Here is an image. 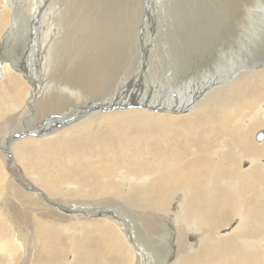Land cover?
<instances>
[{
  "label": "bare ground",
  "instance_id": "6f19581e",
  "mask_svg": "<svg viewBox=\"0 0 264 264\" xmlns=\"http://www.w3.org/2000/svg\"><path fill=\"white\" fill-rule=\"evenodd\" d=\"M95 1L97 10L120 3ZM235 1H255L264 9V0H180L173 17L161 14L151 21L145 6L139 18L111 17V10L92 17L93 32L80 37L74 30L85 15L77 16L80 11L74 18L65 11L64 32L55 31L62 37L52 42L45 64L54 84H46L45 68L33 58L38 68L28 69L14 48L24 37L28 57L38 53L36 22L45 8L62 0H0V49L6 52L0 57V155L5 164L11 157L10 171L4 165L9 175L0 167V264H264V17L251 42L240 47L242 36L234 28L243 10L231 9ZM83 4L72 0L66 7ZM141 20L153 49L139 45ZM163 22L175 36L172 47L161 42ZM166 47L172 51L167 58ZM132 49L145 55L131 54V59ZM149 50L161 55L150 58ZM234 51L241 59L232 70L242 72L220 75L208 85L204 78L214 77L217 59ZM131 72L136 82L128 79ZM176 90L191 92L188 104L179 94L173 97ZM136 94L159 97L163 111L126 109L122 101ZM96 107L106 112L89 110ZM63 108L71 110L52 123L53 129L38 123L41 115ZM150 120L161 123L154 136L119 134L116 147L99 140L86 152L80 145L75 151L61 147L68 138H92L89 134L100 126L117 131V126L131 129ZM260 130L263 139L257 142L253 134ZM25 144L41 148L39 154L20 150ZM13 160L21 174L12 170ZM6 180L14 183L7 186ZM7 187L43 199L44 210L27 213L25 200L16 203L18 196ZM119 204L137 219L127 220ZM140 220L145 223L137 233L133 224Z\"/></svg>",
  "mask_w": 264,
  "mask_h": 264
},
{
  "label": "rangeland",
  "instance_id": "374dc122",
  "mask_svg": "<svg viewBox=\"0 0 264 264\" xmlns=\"http://www.w3.org/2000/svg\"><path fill=\"white\" fill-rule=\"evenodd\" d=\"M82 2H84V4L82 5V6H77V5H74V6H72V5H69L68 7H66V5H68V4H71V2H72V0H62V2L61 3H63V4H57L55 7H54V5L53 4H51V6H48V3L46 4V2H44L45 4L44 5H46V6H48L47 8H45L43 11H44V13L42 12V14H41V16H39V19H38V17H37V19H38V22H36L37 23V26H38V28L40 29V33H41V38L39 39L38 38V42L40 41V43H39V52L38 53H35L33 56H32V58H29L28 57V54H27V52H25L26 50H25V48L27 47L28 48V46H29V43L27 44V41H26V39L23 37V38H21V39H19V41H20V44H18V46H16V48H14V50L16 51V49H17V52H18V55H19V57H21V59L20 60H25V64L27 65V67H28V69H33L34 67H36V66H33L32 65V59L34 58V64L36 65V64H38V62H39V65H41L42 66V68L44 67L45 69L42 71V73L44 74H42L43 75V77H42V79H44V81H45V83L47 84H54V82H51L50 83V80H51V77H50V74L48 73V66L47 65H45L46 63H48V61H49V56H50V50H52V42L56 39L57 40V38L58 37H62V36H57L56 37V35H55V31H56V34L58 35V33L60 32V33H62V32H64V27H63V18H64V14H65V11H67L68 13H70V15H72L73 14V16H75L74 18H77V16L79 15H81V17H83L84 15V18H83V20H82V22L83 21H85L84 23H82V26L80 27V28H78V27H76L75 29L76 30H74L75 31V33L74 34H76V35H81L82 34V32H83V34L82 35H84V33L87 35H90L91 34V32H93V27H95L96 26V21L92 18V17H95V16H97V15H100V14H102V13H106V12H108V11H111V10H114V13L111 15V17H117L118 15V17H130L129 15H133L134 14V16H132V17H137V18H139V17H143L144 16V11H145V9H146V11H147V16L149 17V18H152V19H155V17H158V16H160L161 14H162V17H173V12H172V10H179V8L177 7L178 6V3L180 2V0H113V1H117V2H120L119 4H115L116 5V7H115V5H114V7H113V5L112 4H109L110 6V8L107 6L108 4L106 3V5H105V7L103 6L102 7V10L101 9H99V10H97L96 9V4L95 3H97L95 0H81ZM85 1H87V2H85ZM127 1V2H126ZM132 1H134L133 3H131ZM175 2V3H174ZM187 2V1H186ZM254 3H240L239 1H235V2H232V4H231V9L233 10V11H235L236 9L239 11H241V10H243L242 12L243 13H241V15H240V18H239V21H238V24L236 25L235 24V28H234V31H235V34L237 33L238 34V36L239 35H241L242 36V40L240 41V43H239V46L240 47H243V46H245V44L246 43H250L251 42V40H252V37H253V34H257L258 32H254V30H255V28H256V26H257V24L260 22V19L262 18V17H264V9H263V7H262V5L260 6V4H258V3H256L255 1H253ZM91 5H90V4ZM99 3V2H98ZM142 3V4H141ZM146 3V4H145ZM148 3V4H147ZM154 3H155V6H154ZM171 3V4H170ZM135 5V7L133 6V5ZM138 5V8H137V5ZM141 4V5H140ZM59 5V6H58ZM112 5V6H111ZM152 5V6H151ZM175 5V6H174ZM87 6V7H86ZM119 6V7H118ZM121 6V7H120ZM145 6V7H144ZM85 9H84V8ZM108 7V8H107ZM111 7H113V8H111ZM132 7H134V8H132ZM145 9H144V8ZM148 7V8H147ZM172 7V8H171ZM173 7H174V9H173ZM58 8V9H57ZM63 8H65V9H63ZM69 8V9H68ZM132 8V9H131ZM140 8V9H139ZM155 8V9H154ZM164 8H165V13H164ZM171 8V9H170ZM246 8L248 9V11H250V13L246 10ZM57 9V10H56ZM87 9H89V10H87ZM125 9H127V11L125 10ZM130 9V10H129ZM133 9H135V11H133ZM235 9V10H234ZM48 10V12H46ZM94 11V13H98V14H94L93 13V11ZM142 10H144V11H142ZM152 10V11H151ZM169 10V11H168ZM74 11H76V12H74ZM81 11V12H80ZM121 11H122V13H121ZM162 11V12H161ZM46 12V13H45ZM78 12H80V13H78ZM88 12V13H87ZM90 12V13H89ZM121 13V15H120V13ZM125 12H126V15H125ZM133 12V13H132ZM141 12V13H140ZM159 12H161V13H159ZM50 13V14H49ZM72 13V14H71ZM78 13V14H77ZM92 13V14H91ZM118 13V14H117ZM132 13V14H131ZM151 13H153V15L151 14ZM155 13H157V14H155ZM159 13V14H158ZM180 12H176V14L174 15V16H178V17H180V14H179ZM76 14H77V16H76ZM139 14V15H138ZM164 14H166V15H164ZM168 14V15H167ZM90 15V16H89ZM92 15H94V16H92ZM128 15V16H127ZM139 16V17H138ZM176 16V17H177ZM243 18H242V17ZM235 17V16H234ZM248 18V19H246V18ZM254 17V18H253ZM260 17V18H259ZM44 18H45V21H44ZM53 18H55L56 19V21L58 22H54L52 19ZM57 18H59L60 20H58ZM33 19L34 20H36L37 21V19H35L34 17H33ZM251 19V20H250ZM50 20V21H49ZM94 20V22H92ZM254 20V21H253ZM42 21H43V23H42ZM89 21V22H88ZM39 23V24H38ZM42 23V24H41ZM45 23V24H44ZM53 23V24H52ZM74 23V22H73ZM73 23H71L70 25H71V29H72V27H73ZM58 25V26H57ZM59 25L61 26V27H59ZM78 28V29H77ZM59 29H61V30H59ZM81 29V30H80ZM83 29V30H82ZM53 30V31H52ZM72 30V31H73ZM84 30H85V32H84ZM58 31V32H57ZM73 31V32H74ZM68 32V31H67ZM72 32V33H73ZM254 32V33H253ZM59 33V34H60ZM127 35V34H126ZM30 37V36H29ZM80 37V36H79ZM174 37V35L170 32L168 35H166V39H168V41L170 42L171 40H169V39H172ZM30 41H32V38H30ZM26 43V44H25ZM19 45H20V47L21 48H19ZM22 45V46H21ZM26 46V47H25ZM40 46H42V48L40 47ZM25 47V48H24ZM169 47H172V45H169ZM239 47V48H240ZM123 48H125L126 49V47H124L123 46ZM168 48V47H167ZM43 49H45V50H43ZM227 49V48H226ZM241 49V48H240ZM14 50H12L11 52L10 51H7V54L9 55L10 54V56H11V54L13 53V51ZM47 50V51H46ZM127 50V49H126ZM242 50V49H241ZM45 52V53H43V52ZM168 53H171L172 51H171V48H168ZM42 52V53H41ZM41 53V54H40ZM237 53V51H234L232 54H230V53H224V55H222L221 57H219L220 59H217V61H216V64L214 65V69H215V67L217 68V70L215 71V70H213L214 72V74L218 77V76H220V75H222L221 77H225L227 74H231L232 73V76L231 77H234V76H236L239 72H242L239 68L238 69H236V70H232L233 68V66H235L236 65V62L235 61H237V60H239V59H241V56L239 55L238 57H236L235 56V54ZM6 54V52L5 51H3V50H1L0 49V57H2V56H4ZM22 54H24V55H22ZM38 54V55H37ZM234 54V55H233ZM179 55H180V53H179ZM228 55V56H227ZM233 55V56H232ZM25 56V57H24ZM42 56V57H41ZM38 57V58H37ZM227 57V58H226ZM28 58V59H27ZM130 58H131V56H130ZM178 58H180L181 59V57L179 56V57H177V60H179ZM31 59V60H30ZM40 61H39V60ZM233 59V60H232ZM36 60V61H35ZM124 60H125V62H126V58L124 57ZM124 60H123V62H124ZM223 61H225L224 63H223ZM27 62V63H26ZM122 62V61H121ZM123 62H122V65H123V67L122 68H124V66H126L125 64L127 63H125V64H123ZM221 62V63H220ZM221 65V66H220ZM46 66V67H45ZM194 67H196L197 65L195 64V65H193ZM192 66V68H194ZM225 67V68H224ZM229 67V68H228ZM36 68H38V67H36ZM36 68H34V69H36ZM124 70V69H123ZM209 70H211V66L209 67ZM122 71V70H121ZM237 71V72H236ZM124 72H122V73H120V74H123ZM47 74H49V75H47ZM129 75V76H128ZM127 75V77H128V79L129 78H131L132 77V75L131 74H128ZM219 80V79H218ZM122 82L125 84V82L123 81V79H122ZM7 88L10 90L11 88L9 87V86H7ZM11 91H12V89H11ZM118 93V92H117ZM70 107V106H69ZM133 107V106H132ZM99 108V109H98ZM126 109H129L130 107H125ZM67 109H69V110H71V108H63V110L62 111H57L56 113H54L52 116L51 115H41V117H43V118H41V117H38V123H41L42 125H44L45 127H50V129L49 130H51V129H53L54 127H55V125L53 124L52 125V123H55V124H57V123H59V122H57V120H62L63 119V117H64V119L67 117L66 116V110ZM96 109V110H95ZM89 110H95L96 112H106V111H103L100 107H96V108H90ZM107 110H111V109H107ZM67 112H69V111H67ZM54 115H57V117H55ZM60 118H59V117ZM40 118V119H39ZM153 122H155V123H153ZM150 123V124H149ZM154 125V126H152V124ZM147 124H149V125H147ZM146 125V126H145ZM161 123L160 122H157V121H153V120H150V121H148L147 123H145V124H143V125H139V126H135V127H137L138 128V130L137 129H135V127H133V128H131V129H129V127H128V129H127V127L125 126V125H120V126H117L116 127V129H117V131L116 130H110L109 128H112V127H106V126H100L97 130H96V132L95 133H90L89 135H92V138L90 137V136H85V137H83V138H79V139H75L76 141H74V140H71L72 138H68L65 142V144H64V146H61L62 147V149H66V151L68 150V149H72L73 151H75V148H78V149H80V147H81V149L82 150H84V152H86L87 150H89L92 146H95V145H98V141L99 140H101V141H104V142H102L101 143V141H100V144L99 145H101V144H103V145H112V146H114V147H116V144H117V139H118V136H120L119 134H128L129 136H130V138H132V134H133V138L135 137V136H137V135H143V136H147V137H149V136H154V135H156V134H158L160 131L159 130H161ZM176 125L177 126H183L184 125V123H176ZM43 126V127H44ZM142 126V127H141ZM150 126V127H149ZM151 126H152V129H151ZM158 126V127H157ZM141 127V128H140ZM153 127H155V128H153ZM108 128V129H107ZM139 128H140V130H139ZM102 129H104L103 131H102ZM113 129V128H112ZM144 129H148V130H146V132L144 131ZM260 129V128H259ZM107 130H109V132L110 133H108V131ZM130 130V131H129ZM136 133H138V131H139V134H136ZM141 131H144L145 133H147V134H144V133H142ZM263 131V130H262ZM262 131L260 130L258 133H255V134H253V135H255V136H253V139L255 140V141H261L262 139H263V135L261 134L262 133ZM99 132V133H98ZM114 132V133H113ZM132 133V134H130V133ZM110 134V136H113L112 138L111 137H109V135L108 134ZM141 133V134H140ZM107 134V135H106ZM136 134V135H135ZM261 134V139L260 140H258V138H259V135ZM43 135V134H42ZM97 135V136H96ZM135 135V136H134ZM101 136V138L99 139V137ZM102 136H104V137H102ZM87 137V138H86ZM146 137V138H147ZM105 138V140L106 141H108V140H111V141H109V142H112V144L111 143H109L108 142V144H106L107 142L105 141V140H103ZM108 138V139H107ZM132 138V139H133ZM84 139V140H83ZM94 139V140H93ZM86 140H88V143H86ZM80 141V142H79ZM254 141V142H255ZM98 142V143H97ZM69 143V144H68ZM71 143V144H70ZM81 143L83 144V145H81ZM85 143L87 144L86 146H84L85 145ZM114 143H115V145H114ZM256 143V142H255ZM257 144H259V143H257ZM69 146V148H68V146ZM80 145V147H78ZM89 145V146H88ZM38 147L36 146V145H32V144H25V145H20L19 146V149L20 150H23V151H27L29 154H31L32 156H37L38 154H39V152H37V150L38 151H40V149H37ZM33 151H32V150ZM36 149V150H35ZM53 154H52V158H51V160H53L54 158V155H55V152H52ZM51 155V154H50ZM89 155V154H88ZM47 156V155H46ZM47 157H50L49 155L47 156ZM50 160V159H49ZM95 161H96V158H95ZM52 162V163H51ZM50 162V166H53L54 164H55V161L53 162V161H51ZM16 164V165H15ZM4 165H6L5 164V158H4V156L3 155H0V167L2 166L3 167V169H4ZM19 165V166H18ZM11 166V164H9V167ZM12 170L14 171V172H18L19 174H21V169H20V164H17V163H15V160H13V167H12ZM20 170V171H19ZM7 170L6 169H4V172L7 174V175H9L7 172H6ZM22 177H24L23 175H21ZM5 183H6V185L7 186H10V183L11 184H13L14 183V181H10V180H6L5 181ZM23 187H25V185H24V183H23V185H22ZM6 191H10L11 192V195H16V196H18V198L17 199H13L16 203H18L19 202V200L22 198V199H24L25 200V202H26V204H24L23 206H22V208H25V207H27V208H29V212H27V213H29V214H31V212L32 211H34L36 208L38 209L37 211L39 212V211H41V210H44V206H43V199H40V200H37V199H35V197H34V195L32 194V193H29V192H23V191H20V190H18V189H11L10 187H7L6 188ZM34 197V198H33ZM31 199V200H30ZM60 200H63L64 199V197H60L59 198ZM37 200V201H36ZM77 200H83V199H79V198H77ZM29 202V203H28ZM32 202V203H31ZM30 204V205H29ZM31 205H32V207H31ZM119 206H120V208H121V212L123 213L124 212V214H126V215H124V217L127 219V220H130V222H131V220L133 221L134 219H137V218H135L134 217V215L135 214H133V211H132V209L130 208L129 209V207L128 206H124V205H121V204H119ZM46 208V207H45ZM52 208V207H51ZM30 209H32V210H30ZM47 209V208H46ZM45 209V210H46ZM127 213H126V212ZM27 213H26V215H27ZM129 213H131V214H129ZM142 216H143V213H140ZM28 216V215H27ZM128 216V217H127ZM136 216V215H135ZM29 217V216H28ZM68 218V217H67ZM140 221H141V223H140ZM139 222H138V224L137 225H134L133 223V226L136 228V229H133V231H135V232H137L138 233V229H137V227L138 228H142L143 229V226H141L142 225V223L144 224L145 223V221H142V220H140ZM143 242H145V241H143ZM151 242L154 244L155 243V241L154 240H151ZM146 243V242H145ZM147 244V243H146ZM151 247V249L153 248V246H150ZM153 250H155L156 251V249L155 248H153Z\"/></svg>",
  "mask_w": 264,
  "mask_h": 264
},
{
  "label": "water",
  "instance_id": "95a60500",
  "mask_svg": "<svg viewBox=\"0 0 264 264\" xmlns=\"http://www.w3.org/2000/svg\"><path fill=\"white\" fill-rule=\"evenodd\" d=\"M143 19V18H142ZM151 20H154V19H150V21ZM164 20V19H163ZM145 23L146 22H144L143 20H141V24H142V31H141V34L139 35V39H140V43H139V45H140V47L142 46L141 44L142 43H144V45H146L147 46V48L149 47V49H153V45H152V41L147 37V35H146V31L144 30V26H145ZM139 24V19H136V22L135 23H133L132 24V27H131V32L134 30V29H136L137 28V25ZM164 29L166 30V31H164ZM162 30L164 31V33L166 34V35H168L172 30H171V26L167 23V22H163V26H162ZM172 34H173V32H171ZM174 35V34H173ZM153 39V38H152ZM154 40V39H153ZM169 40H171L170 42L168 41V39H162L161 40V42H162V44H166L167 46L168 45H174L175 43H176V39H175V36L172 38V39H169ZM142 42V43H141ZM160 41L159 40H157L156 41V43H159ZM150 46H151V48H150ZM167 48V47H166ZM166 48H164V50L166 49ZM154 52H152L151 50H149V57L150 58H152V57H158V56H160L161 54L160 53H158V52H155V56H152V54H153ZM131 54H134L135 56L136 55H138V57H140V58H142V56H144L145 54L139 49H137L136 51L134 50V49H132L131 50V52H130V54H129V56L131 55ZM170 55V53H167L166 54V57L165 58H167L168 56ZM131 59H132V55H131ZM132 66V64H130V67ZM159 68H161V67H159ZM131 71H132V69H130ZM163 70H165V68H163ZM131 75H132V77L130 78L131 80H133V81H135L136 82V80H135V78L133 77V74H132V72H131ZM204 80H206L207 82V84L208 85H210L211 83H213L214 82V80L215 81H217L218 80V78H217V76L216 75H214V77H212V78H207V77H205L204 78ZM192 82H194L195 83V85H196V90H195V92L197 93L198 92V85L196 84V82L195 81H193L192 80ZM191 84H193V83H191ZM190 84V85H191ZM189 90H191V88H189ZM180 95L181 96V98H180V100L181 101H185L190 95H192L191 94V92L190 91H188V90H185V91H175L174 93H173V97L174 98H176L177 97V95ZM183 95V96H182ZM130 97H133V96H130ZM140 99H143V100H145L146 102H141V100ZM159 99V97H157V96H154V97H150V95L149 94H145L143 97H141L139 94H136V97H135V99H129L130 101H128V100H126V101H122V103H124V105H126L125 107H145L144 109H152V110H158V109H162L161 111H163V109H164V102H162V101H160V100H158ZM186 102V104H188V102H187V100L185 101ZM135 103H136V105H135ZM138 105V106H137ZM174 106V105H173ZM38 132V131H37ZM13 136L14 137H17L18 136V134L17 133H15V134H13ZM261 139V134L259 135V138H258V140H260ZM4 153L6 154V155H8V156H10V154L8 153V152H6V151H4ZM11 162V157H8V159H7V163H6V167H7V169H8V166H9V163ZM9 170V169H8ZM10 171V170H9ZM45 201H47V200H45ZM48 202V201H47ZM49 203V202H48Z\"/></svg>",
  "mask_w": 264,
  "mask_h": 264
}]
</instances>
